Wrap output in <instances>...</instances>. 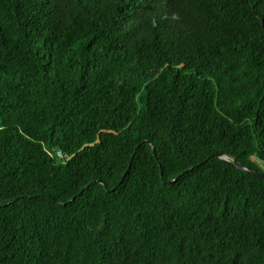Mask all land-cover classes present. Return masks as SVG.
Returning a JSON list of instances; mask_svg holds the SVG:
<instances>
[{"label":"trees","instance_id":"1","mask_svg":"<svg viewBox=\"0 0 264 264\" xmlns=\"http://www.w3.org/2000/svg\"><path fill=\"white\" fill-rule=\"evenodd\" d=\"M214 152L264 173V0H0V264H264Z\"/></svg>","mask_w":264,"mask_h":264},{"label":"water","instance_id":"2","mask_svg":"<svg viewBox=\"0 0 264 264\" xmlns=\"http://www.w3.org/2000/svg\"><path fill=\"white\" fill-rule=\"evenodd\" d=\"M151 148H152V150H153V146H152V145H151ZM212 156H215V157H217V158H219V159H222V160L226 161L227 163H229V164L235 166L236 168H238V169H240V170H243V171H245V172H250V173L256 174V175H258V176L264 178V173L256 172V171H253V170H250V169L246 168V167L243 166L241 163H239L238 160H237L235 157H232V156H230V155H228V154H222V153H219V152H214V153H212ZM126 172H127V169H126V171L123 173L122 178L124 177V175L126 174ZM178 176H179V175H178ZM178 176H176V177H174L173 179H170V180H165V179H163V180H164L165 182H172V181H174ZM98 182H101V181L98 180ZM86 185H87V184H86ZM86 185H85V186H86ZM85 186H84V187H85ZM72 198H73V197H72ZM72 198H71V199H72ZM71 199H69V200H67V201H57V202L62 203V204H65V203L69 202ZM7 203H8V202H6V203H2L1 205H5V204H7Z\"/></svg>","mask_w":264,"mask_h":264},{"label":"built area","instance_id":"3","mask_svg":"<svg viewBox=\"0 0 264 264\" xmlns=\"http://www.w3.org/2000/svg\"><path fill=\"white\" fill-rule=\"evenodd\" d=\"M58 155H59V156H62V154H61L60 152H58ZM64 161H65V160H64Z\"/></svg>","mask_w":264,"mask_h":264},{"label":"bare ground","instance_id":"4","mask_svg":"<svg viewBox=\"0 0 264 264\" xmlns=\"http://www.w3.org/2000/svg\"><path fill=\"white\" fill-rule=\"evenodd\" d=\"M58 154V153H57Z\"/></svg>","mask_w":264,"mask_h":264}]
</instances>
